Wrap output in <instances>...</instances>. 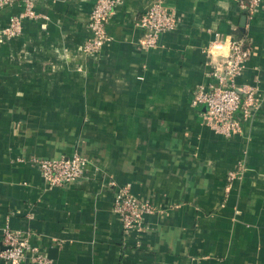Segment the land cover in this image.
Listing matches in <instances>:
<instances>
[{
  "label": "crops",
  "instance_id": "0c3cea01",
  "mask_svg": "<svg viewBox=\"0 0 264 264\" xmlns=\"http://www.w3.org/2000/svg\"><path fill=\"white\" fill-rule=\"evenodd\" d=\"M155 1L177 24L146 48L136 19ZM94 2L0 9V31L19 16L16 33L0 32V247L9 229L33 248L15 264H264V0L250 18L239 0H119L91 55ZM242 37L252 54L236 81L256 88L259 107L225 137L191 100ZM73 153L88 162L65 186L30 163ZM119 187L155 208L128 232Z\"/></svg>",
  "mask_w": 264,
  "mask_h": 264
},
{
  "label": "built area",
  "instance_id": "2783aa9c",
  "mask_svg": "<svg viewBox=\"0 0 264 264\" xmlns=\"http://www.w3.org/2000/svg\"><path fill=\"white\" fill-rule=\"evenodd\" d=\"M35 0H0V9L21 2L24 5V14L33 15L32 9ZM119 0H95L89 13L87 27L90 36L82 44V51L88 54L98 53L108 40L106 25ZM247 18L258 10L261 0H239ZM21 14L20 16H22ZM136 24L142 30L140 44L146 48L156 45L159 35L175 28L177 19L173 11L169 10L160 1H155L136 19ZM19 29V16H10L1 34L11 36ZM213 47L219 46L214 42ZM251 47L246 44L245 38L232 40L221 58L215 61L210 72L215 80L208 85H200L193 93L192 105H204L203 122L213 131L225 137L241 131V123L259 107V98L256 88L249 84L238 83L236 78L242 73L245 62L251 55ZM242 113V119L237 116ZM88 160L86 157L73 153L60 158L33 157L30 163L38 170L44 182L49 187L65 186L73 183L83 175ZM242 165L229 171L228 178L242 170ZM113 209L119 215L122 228L128 232L142 221L144 214L155 210L149 202L133 195L127 187H119L114 195ZM0 247V258L7 263H18L24 259L26 250L31 248L26 236L19 231L4 229ZM38 264H48L40 255L32 258Z\"/></svg>",
  "mask_w": 264,
  "mask_h": 264
},
{
  "label": "water",
  "instance_id": "95a60500",
  "mask_svg": "<svg viewBox=\"0 0 264 264\" xmlns=\"http://www.w3.org/2000/svg\"><path fill=\"white\" fill-rule=\"evenodd\" d=\"M244 23H245V15L243 14V16H242V18H241V23H240V24L243 26Z\"/></svg>",
  "mask_w": 264,
  "mask_h": 264
}]
</instances>
